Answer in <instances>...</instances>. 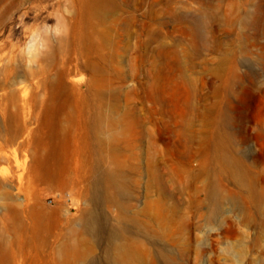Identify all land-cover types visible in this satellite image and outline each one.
I'll list each match as a JSON object with an SVG mask.
<instances>
[{
    "label": "rangeland",
    "instance_id": "374dc122",
    "mask_svg": "<svg viewBox=\"0 0 264 264\" xmlns=\"http://www.w3.org/2000/svg\"><path fill=\"white\" fill-rule=\"evenodd\" d=\"M111 1L0 0V250L264 264V204L215 147L244 156L264 186V19L240 20L264 0L203 13L198 0ZM78 164L81 184L59 185Z\"/></svg>",
    "mask_w": 264,
    "mask_h": 264
},
{
    "label": "bare ground",
    "instance_id": "6f19581e",
    "mask_svg": "<svg viewBox=\"0 0 264 264\" xmlns=\"http://www.w3.org/2000/svg\"><path fill=\"white\" fill-rule=\"evenodd\" d=\"M199 6H200V12H204L206 10H209L214 6L212 0H198ZM251 0H246L243 3L238 4V6L241 5L242 8L246 7ZM113 5L115 4V1H111ZM232 5V4H231ZM113 7V6H112ZM175 7V6H174ZM177 7V6H176ZM231 8V7H230ZM232 10V9H231ZM235 11V10H234ZM195 12V10H194ZM206 13V12H205ZM264 8L262 6H257V8L253 12H246L244 16L240 18L241 24L246 28H254V29H260L262 28V22L264 19ZM171 18V17H170ZM213 19V18H211ZM186 20V19H185ZM176 21V20H174ZM193 23H192V22ZM189 23H192L195 25L196 29L198 26L203 24V19L200 17L193 18V20H190ZM211 23V21H210ZM208 22V24H210ZM206 25V24H205ZM233 26V24H232ZM193 27V26H192ZM211 28V27H210ZM199 31V29H198ZM246 32V30H245ZM246 34V33H245ZM248 36V34H247ZM248 38V37H247ZM241 39V38H240ZM203 42V41H202ZM147 44V43H146ZM233 88V87H232ZM235 88V87H234ZM59 91V90H58ZM61 92V91H60ZM68 92V91H67ZM66 92V93H67ZM58 95V94H57ZM67 95V94H66ZM55 96V95H54ZM75 102H76V108L78 111L79 116V126L81 130V136L80 141L82 142V139L85 134V128H86V120L83 119V111L85 107L87 106V99L85 96H82L80 93H76L74 96ZM51 108V107H50ZM51 110V109H50ZM61 110V109H60ZM63 111V110H62ZM229 112V111H228ZM240 119V118H239ZM232 120V119H231ZM235 121V120H234ZM238 125V124H237ZM234 126V125H233ZM241 129V128H240ZM227 130V129H226ZM233 132V131H232ZM217 133V132H216ZM234 133V132H233ZM247 135V134H246ZM91 136V135H90ZM89 136V137H90ZM217 136V135H215ZM236 137V136H235ZM93 138V137H92ZM247 137L244 139V141H247ZM236 140V139H235ZM239 140V139H238ZM261 141V140H259ZM242 143V142H241ZM83 144V142H82ZM236 144V143H235ZM207 145V144H206ZM237 145V144H236ZM218 150L221 149V155L219 156V160L221 163H223V168L225 167L228 169L231 174L237 179L238 184H247L250 186L252 194L254 195L256 205L260 208V206H263L264 204V186H259L261 177L260 175H251L249 174V168L246 167L244 156H237L234 151L229 150L224 142L219 141L216 146ZM242 147V146H241ZM240 147V148H241ZM210 148V147H209ZM230 148V147H229ZM243 150V149H242ZM247 150V149H246ZM84 151L89 152V146L88 144L86 146H80L79 147V153H83ZM219 153V151H218ZM261 155V154H260ZM210 157V155H209ZM208 157V159H209ZM65 159V158H64ZM218 160V159H217ZM57 164V163H56ZM214 164V163H213ZM257 164V163H256ZM210 165V164H209ZM213 167V166H212ZM214 168V167H213ZM54 171V170H53ZM48 172V171H47ZM264 172V171H263ZM205 173V172H204ZM49 174V173H48ZM216 174V173H215ZM227 174V173H226ZM71 175V174H70ZM69 174H66L64 172H60L56 178V181L61 186H71L74 187L75 185H80L85 177V172L83 170V167L78 164L75 167V174L73 176H70ZM218 177V176H217ZM53 178V177H52ZM234 178V179H235ZM235 179V181H236ZM49 180V179H48ZM51 180V179H50ZM218 180V179H217ZM220 180V179H219ZM262 182V181H261ZM57 184V185H58ZM261 187V188H260ZM250 191V192H251ZM235 193V192H234ZM247 193V192H246ZM250 194V193H248ZM242 195V194H241ZM243 196V195H242ZM99 197V196H98ZM93 199V198H92ZM252 201V200H251ZM258 209V208H257ZM261 210V209H259ZM86 214V213H85ZM95 221V220H94ZM96 222V221H95ZM89 223V222H88ZM87 223V224H88ZM97 223V222H96ZM89 227V226H88ZM96 227V226H95ZM97 230V229H96ZM95 231V230H94ZM14 233L16 236V242L18 243V246L20 248H24L26 244L23 242L21 235L19 234V231L17 228L14 229ZM95 235V234H93ZM36 247L39 248V246L36 245H28L27 247ZM69 251V250H68ZM70 252V251H69ZM59 253V252H58ZM63 256V255H62ZM65 257V256H64ZM63 258V257H62ZM70 262V261H69ZM0 264H62L59 259L58 255L55 251H46V250H0Z\"/></svg>",
    "mask_w": 264,
    "mask_h": 264
}]
</instances>
